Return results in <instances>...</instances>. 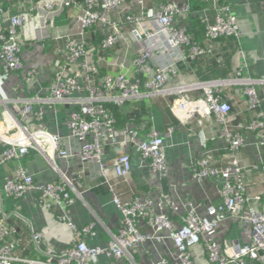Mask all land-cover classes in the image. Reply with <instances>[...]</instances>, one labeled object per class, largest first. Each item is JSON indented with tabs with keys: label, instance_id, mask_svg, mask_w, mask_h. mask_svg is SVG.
Returning a JSON list of instances; mask_svg holds the SVG:
<instances>
[{
	"label": "built area",
	"instance_id": "1",
	"mask_svg": "<svg viewBox=\"0 0 264 264\" xmlns=\"http://www.w3.org/2000/svg\"><path fill=\"white\" fill-rule=\"evenodd\" d=\"M130 1L65 0L66 5L80 8V29L77 34L65 37L61 63L54 72L49 95L43 97L12 96L13 92L24 88L23 84H16L11 93L6 91L5 85L11 78L22 76L25 84L34 83L39 71L35 68L25 69L22 55L20 28L29 21L30 14H13L9 6L0 8V166L11 161L17 162L16 169L5 178L0 197L2 201L4 196L23 198L35 191L39 193L40 203L46 196H52L58 201L70 198L65 176L57 181L37 183L24 163L31 151L43 153L55 169V154L70 156L64 147L63 138L44 127L46 110L42 105L63 104L73 107L66 125L69 136L82 142L73 154L82 164L96 161L104 168L101 159L105 154L106 140L123 133V141L130 142L141 157L150 161L153 173L167 175V145L161 131L152 127L145 137L141 136L138 129L117 131L114 116L105 103L122 104L131 99L177 95L171 110L179 119L189 121L211 114L221 124L218 132L230 149L229 164L217 166L213 156L207 152L194 163L193 178L201 180L220 177L223 200L217 204L210 203L207 206L208 216L201 217L190 199L179 201L164 198L160 202L162 208L168 207L173 212H180L182 208L186 210L177 227L169 214L149 212L147 206L151 200L148 197L136 196L130 201H122L115 186L110 184L113 202L122 215V226L117 234H111L107 246H90L84 240H79L61 253L49 247L43 258H32L22 253L19 230L9 222L4 202L0 201V264H97L104 254L116 260L126 256L135 264V257L130 250L154 237L161 240L163 237L156 233L164 231L169 232L167 236L175 249L173 256L178 264H199V255L204 257L205 264H264L263 196L250 193L245 168L238 158V152L244 143L241 131L257 132L260 145L264 147V117L258 113L262 100L255 87V83L264 82V79L243 77L241 71L234 78L233 84L245 85L247 107L253 114L249 120L241 121L233 128L230 125L233 107L222 94V87L227 81L196 80L171 85L172 78L178 76L177 63H186L189 59L183 52L182 45L191 44L190 35L184 26L177 24L179 16L190 12L189 0H168L159 8L147 9L144 8L146 0H134L141 10L138 13H128L122 21L118 10L124 9ZM214 8L213 18L205 15L202 19L206 22L207 40L205 46L192 45L193 58L196 54L210 53L214 49L215 40L236 35L239 31L238 20L227 6L216 3ZM46 9L48 14H53L54 4L48 1ZM144 21L148 23L145 24ZM97 26H101L106 32L99 47L92 46L87 37L88 29ZM127 33L132 38L131 62L135 73L143 71L148 76L143 84L140 78L135 77V73L131 76L124 73L114 76L100 73L98 65L103 60L101 50L109 54ZM193 90H201L202 96L192 98L189 91ZM200 135H203L202 132ZM203 141L206 146V139L203 138ZM113 168L118 176L128 178L132 170L131 154L119 152L113 160ZM83 172L82 168L79 175ZM141 217L147 219L154 229L153 233L140 229ZM230 219L238 222L242 240L222 242L216 237L217 230L221 222ZM94 227L95 223L89 222L82 228V232L94 234ZM40 239L41 234L32 230V240L36 245ZM151 264H171V260L162 258Z\"/></svg>",
	"mask_w": 264,
	"mask_h": 264
},
{
	"label": "crops",
	"instance_id": "2",
	"mask_svg": "<svg viewBox=\"0 0 264 264\" xmlns=\"http://www.w3.org/2000/svg\"><path fill=\"white\" fill-rule=\"evenodd\" d=\"M48 1L52 2L55 7L51 15L46 9ZM202 2L205 4V8L200 12L202 19L205 15L213 18L214 5L218 3L227 6L230 13L238 20L239 31L233 35L235 39L220 38L213 42L214 50L226 48V53L231 52V41L236 46L230 59L232 67L230 74L224 79L227 84L222 87L224 96L233 107L230 125L234 128L239 122L250 118V110L247 107V98L244 93L245 85L233 84L234 78L238 77V72L241 71L240 74L243 77L264 79V0H202ZM9 4H13L16 11L20 10L30 14L29 21L20 28V39L23 44L22 55L25 69L35 68L39 71V75L34 83L26 84L22 76L11 78L5 85L6 91L11 93L16 84H23L24 88L11 95L47 96L54 72L61 63V57L65 51V37L77 34L80 29L78 18L80 8L66 5L65 0H0V8H6ZM124 10L139 12L134 0L126 4ZM0 19H2L1 13ZM144 23L148 22L144 21ZM88 33L103 36L97 44L90 36L88 37V41L95 47H99L106 36L101 26L88 29ZM101 55H103V60L98 66L102 75L114 76L118 73L134 75L135 67L131 62L132 38L128 33L121 43L111 49L109 54L101 50ZM178 63L177 67L180 71L177 77L172 78L171 85L195 82L197 79H194L196 77L193 74L182 72L186 65L178 66ZM255 87L262 100L258 113L264 117V82L255 83ZM189 92L190 95H195L198 91ZM42 107L46 110L44 127L49 132L63 138L64 147L70 156L61 157L55 154L54 158L52 157L56 165L55 169L43 153L31 151L24 163L37 183L53 182L65 176L72 200L62 198L58 201L52 196H46L40 203L39 193L35 191L23 198L4 196V210L9 215V222H17L16 226L21 235L19 237L20 246L24 255L43 258L47 248H53L55 252L61 253L79 240H84L90 246L106 247L111 234H117L122 226V215L118 206L113 202V195L109 190L110 184L115 186L116 193L122 201H130L136 196L148 197L151 203L147 207L153 214L170 215L172 212L170 208L160 206V202L166 197L179 201L190 199L201 217L208 216L207 206L210 203L222 202V179L220 177L201 180L193 178L194 163L207 152L213 156L214 163L219 167L226 166L231 160L227 142L218 132L221 124L215 116L210 114L183 121L175 116L171 108L165 111L159 106H154L147 120L138 125L127 126L125 130L138 129L142 137H145L152 127L161 131L167 145L168 166L167 175L161 176L152 172L150 161L141 157L130 142L123 141V133H118L114 138L109 137L106 140L105 154L101 159L104 168H101L96 161L82 164L73 155L82 142L69 136L66 125V120L73 107L63 104L42 105ZM147 121L151 123L148 131L145 130ZM166 123L169 125L167 129L164 128ZM201 132L203 135H200ZM242 132L244 143L238 152L239 162L245 168L246 183L250 193L261 194L263 196L261 206H264V147L260 145L257 132ZM203 138L206 139V146H204ZM122 151L131 154L132 158V170L128 178L118 176L113 168L114 158ZM16 167V161L0 166V189H3L6 176L10 175ZM82 168L84 172L80 176L79 171ZM184 209L182 208L180 212H173L171 215L177 227L181 224L182 215L186 212ZM89 222L95 223L94 234L82 232V228ZM139 225L144 232H154L146 218H139ZM32 230L41 234L38 245L32 240ZM168 234V231L156 233L163 238L161 240L156 237L148 239L135 249H131L135 264H151L162 258L170 259L171 264H178L173 256L175 249ZM216 237L227 243L242 240L238 222L235 219L221 222ZM197 262L205 264L204 257L199 255ZM97 264L132 263L126 256L116 260L104 254L100 256Z\"/></svg>",
	"mask_w": 264,
	"mask_h": 264
},
{
	"label": "trees",
	"instance_id": "3",
	"mask_svg": "<svg viewBox=\"0 0 264 264\" xmlns=\"http://www.w3.org/2000/svg\"><path fill=\"white\" fill-rule=\"evenodd\" d=\"M167 1L168 0H146L144 8L145 9L152 8V7L159 8L160 5L166 4ZM189 2L191 4L190 12L184 16H179L177 18V24L179 26H186L188 33L190 35V38H191L190 45H186V44L182 45L183 52L189 58L187 62L184 63L186 66L182 69V72L186 71L188 73H191L196 77L194 79H197L200 81H214V80L225 79L230 74V69L232 68L230 59H231L232 53H234V51L236 50L235 43L233 41L230 42L231 52H228V53H226L225 51L226 48L222 50H218V51L212 49L210 53L206 52L204 54H196L194 58L191 57L192 45L202 44L203 46H205L206 44L205 40H207V35H206V22H204L202 18L200 17V12L205 8V4L202 2V0H189ZM9 7L11 8V11L13 14L22 13V11L20 10L16 11L13 4H9ZM118 12H119V16L121 17V20L123 21L125 20V16L128 13H131L133 11H127L121 8L120 10H118ZM89 36L95 41L94 43L96 44L103 37L100 35L99 36L89 35L88 33L87 37ZM95 37H98V38H95ZM224 38L225 39H231V38L235 39V37L233 36H225ZM184 64L182 66H184ZM177 69L178 71H180L178 67ZM135 74H136L135 75L136 78H140L141 84H143L148 78V76L144 74L143 71L136 72ZM222 94H224L223 91H222ZM176 96L177 95H166V96L158 95V96H153V97H144L141 99L127 100L123 102L122 104H116L114 102H107L105 103V106L114 116V126L116 130L122 131V130H125L127 126H129L130 124L138 125L144 122V120H147L149 117L148 115L152 112V109L154 108V106H159L163 108L165 111L170 109ZM190 96H192V98L200 97L202 96V91L199 90L197 94L190 95ZM249 113H250V118H251L253 112L249 111ZM166 119L168 122L167 116H166ZM168 126L169 125L166 123V126L164 128L167 129ZM145 128H146L145 130L148 131L149 128H151V123L147 121ZM172 214H173V211L170 213V216ZM12 223L17 225V222L13 221ZM18 236L21 237L20 230H19Z\"/></svg>",
	"mask_w": 264,
	"mask_h": 264
},
{
	"label": "water",
	"instance_id": "4",
	"mask_svg": "<svg viewBox=\"0 0 264 264\" xmlns=\"http://www.w3.org/2000/svg\"><path fill=\"white\" fill-rule=\"evenodd\" d=\"M184 63H182V62H179L178 63V66H182ZM0 201H1V203H3V201H2V199H1V197H0Z\"/></svg>",
	"mask_w": 264,
	"mask_h": 264
},
{
	"label": "rangeland",
	"instance_id": "5",
	"mask_svg": "<svg viewBox=\"0 0 264 264\" xmlns=\"http://www.w3.org/2000/svg\"><path fill=\"white\" fill-rule=\"evenodd\" d=\"M184 28H186V30H187V27L186 26H184ZM188 31V30H187Z\"/></svg>",
	"mask_w": 264,
	"mask_h": 264
}]
</instances>
